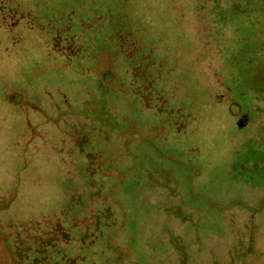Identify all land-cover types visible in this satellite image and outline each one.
<instances>
[{
	"label": "rangeland",
	"instance_id": "374dc122",
	"mask_svg": "<svg viewBox=\"0 0 264 264\" xmlns=\"http://www.w3.org/2000/svg\"><path fill=\"white\" fill-rule=\"evenodd\" d=\"M0 264H264V0H0Z\"/></svg>",
	"mask_w": 264,
	"mask_h": 264
},
{
	"label": "flooded vegetation",
	"instance_id": "af4514ba",
	"mask_svg": "<svg viewBox=\"0 0 264 264\" xmlns=\"http://www.w3.org/2000/svg\"><path fill=\"white\" fill-rule=\"evenodd\" d=\"M249 121L248 120H246L245 118H241L240 117V119H238V126L240 127V126H247L249 123H248Z\"/></svg>",
	"mask_w": 264,
	"mask_h": 264
}]
</instances>
